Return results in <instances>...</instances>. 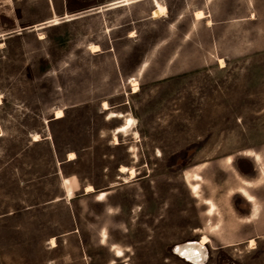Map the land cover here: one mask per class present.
<instances>
[{"label":"rangeland","instance_id":"1","mask_svg":"<svg viewBox=\"0 0 264 264\" xmlns=\"http://www.w3.org/2000/svg\"><path fill=\"white\" fill-rule=\"evenodd\" d=\"M111 1L0 0V264H264V176L244 154L264 161V0ZM104 101L135 119L118 143L124 119ZM121 165L137 175L124 182ZM186 170L203 176L202 197ZM258 178L261 212L246 221L236 189ZM203 233L201 262L177 251Z\"/></svg>","mask_w":264,"mask_h":264},{"label":"bare ground","instance_id":"2","mask_svg":"<svg viewBox=\"0 0 264 264\" xmlns=\"http://www.w3.org/2000/svg\"><path fill=\"white\" fill-rule=\"evenodd\" d=\"M133 0H114L109 2V5L112 7H116V6H120L123 4H129L131 3ZM156 2V1H155ZM154 2V3H155ZM167 10V7L165 4H163L162 2H157V6L151 11V14L153 17H159L160 15H164L165 12ZM195 18L196 19H204L206 18L208 15H206V13L202 10V9H197L194 12ZM132 36V35H131ZM40 37H42L40 35ZM88 49H90V51H98L100 50L99 45L97 44H93L92 42L90 43ZM221 61H223L221 59ZM147 65V61H143V63L140 65L139 67V71H138V75H140L143 72V68ZM129 81L131 83L132 88H134V92L138 91V78L134 76H129ZM129 83V82H128ZM2 98L3 95L0 94V104L2 103ZM102 107L104 110H108V119H124V121H122L121 125H118L117 127L114 128L113 130V139L115 143H118V136L123 134V135H127L129 134V132L134 129L135 127V119L132 116H129L128 114H125L121 111H115L111 109V106L109 105V103L107 102H103ZM64 115V110L62 108H57L55 110V118H60ZM137 134V132H136ZM32 138L33 141H38L40 140L42 137L40 135V133H33L32 134ZM132 157L138 161V155L136 153L137 148L136 146H132ZM244 154L246 156H250L253 157L255 159V161L259 164V170H260V174H262V176H264V161H263V156L261 155L260 152L255 151L254 149H248L244 152ZM157 155H160V152H158ZM76 157L75 152H69L68 154V160H74V158ZM226 162L229 164L233 163V159L230 156H227L226 158ZM120 174H122L123 176H121L120 178H122V180L124 182H128L130 179L134 178L138 171L136 169L135 166H126V165H121L120 169H119ZM184 176L186 177L187 180V184L188 187L190 189V192L193 194L194 197L199 198L202 197V193H201V181L203 180V176L200 175V173H198L197 171H189L186 170L184 172ZM63 184L65 189L69 190L70 194L73 193L72 188L70 187L69 183H70V179L67 177H63ZM260 180V178L258 179H252V180H247V179H243L241 182V185H239L236 189L237 192H240L243 197L251 204V212L250 214L245 218L246 221H251L254 218H257L260 215L261 209H260V203L258 201L257 196L255 195V193L250 191V188H252V186L256 185V183H258ZM93 191H95V188L93 185L89 184L86 186L85 188V193L89 194V193H93ZM96 199L103 201L107 198V192L106 191H98L96 194ZM203 202L205 204H207V208H206V213L209 216H214L215 214H217V205L216 203L212 200V198H203ZM210 220H208L209 222ZM210 223V222H209ZM218 225L219 224H210L209 228L210 231H215L218 230ZM101 239L104 243L108 242L109 240V235L108 232L105 229L101 230ZM210 241V237L208 236V234L203 233L200 237V239L198 240V242H188V243H183V245H178L177 246V251L183 256H186L187 258L195 261V262H201L204 258H205V249H204V245L206 243H208ZM255 238H251L249 239L248 243L250 245V247L255 246ZM50 245L52 248L57 246V241L55 237H52L50 240ZM111 249H114L115 251V256L116 257H122L125 255V250L124 248L120 247L117 243H112L111 244ZM116 262V260H112V262L110 264H114ZM45 264H52V263H45Z\"/></svg>","mask_w":264,"mask_h":264},{"label":"crops","instance_id":"3","mask_svg":"<svg viewBox=\"0 0 264 264\" xmlns=\"http://www.w3.org/2000/svg\"><path fill=\"white\" fill-rule=\"evenodd\" d=\"M84 194H86L85 192H84ZM74 233H75V230L73 231ZM52 263V262H51Z\"/></svg>","mask_w":264,"mask_h":264}]
</instances>
